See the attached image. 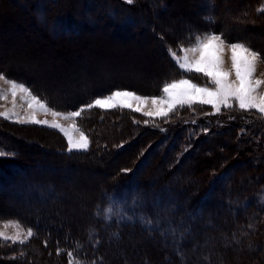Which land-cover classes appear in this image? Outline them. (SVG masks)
I'll list each match as a JSON object with an SVG mask.
<instances>
[{
    "label": "trees",
    "instance_id": "1",
    "mask_svg": "<svg viewBox=\"0 0 264 264\" xmlns=\"http://www.w3.org/2000/svg\"><path fill=\"white\" fill-rule=\"evenodd\" d=\"M43 1L17 0L16 4H21L25 10L21 11L9 0H0V12L26 14L27 21L32 20L31 25L33 22L43 23L47 32H67L71 27L79 30L75 20L86 23L89 18L85 16L98 22L102 30L117 26L116 36L131 29L137 33L138 40L151 47L149 63L158 62L149 70L152 79L147 78L149 82L145 84L141 79L134 82L132 75L128 77L132 84L115 78L112 81L97 79L93 83L90 80L88 91L78 90L65 96H54L42 87L40 91L34 79L3 64L4 68L0 63V70L8 78L22 82L64 113L78 111L117 89L157 95L166 82L171 83L186 75L200 85L212 86L202 74H185L169 56V48L179 53L178 45L189 46L192 41L188 37L197 34H222L227 42L245 43L260 53L264 60V11H260L264 9V0H197L195 9L190 12L178 10L171 16L169 0H134L131 5L126 0H83L82 3L80 0H49L55 3L52 5L54 10L49 12L51 15L35 12ZM88 2L92 7L81 11V5H89ZM103 8L114 13L108 16L111 20L102 15ZM179 17L185 18L186 25L178 23ZM210 17L214 22L209 21ZM172 19L174 23L167 26ZM122 22L123 26H118ZM141 22L144 27L139 26ZM91 24L95 23L91 21ZM82 26L87 31L98 28ZM34 28L36 30L32 29V32H41L45 37L44 30L37 29L36 25ZM80 34L84 35V32ZM56 36L60 38L51 41L64 43L61 49L64 46L68 48L72 40L64 42L62 34ZM116 74L110 70L106 75L112 79L111 76L116 77ZM237 104L232 108L223 107L220 113H216L212 106L197 103L191 107H177L167 118L148 117L126 108L93 107L76 118L78 126L91 142L85 152H69L66 136L59 129L39 124L10 123L0 118V149L16 154L0 158V190L6 192L0 193V220L19 221L35 233L23 244L0 241V264H71L72 260L80 264H112L114 260H107L106 253L111 245L110 235L114 236V242H119L132 231L142 235L139 239L131 235L137 250L135 260H139V264H159L153 251L165 254L166 247L172 251L168 253L173 264H177L176 259L181 264H192L188 258L190 252L197 248L196 254L200 256L205 241L204 228L196 220L202 214L207 218L211 212L221 215L217 213L219 207L229 211L222 214L227 220L226 226L222 224V231L213 232L212 229L209 234L217 244L215 251L222 256L220 263L218 256L214 255L213 264H239L235 261L234 249L240 247L247 256L241 264H264V115L256 110H241ZM11 127L21 132H15ZM32 129L55 137L47 140L30 133V139H36L43 147L48 146V150H43L47 152L42 156L44 160L38 163L52 164L57 170L64 167L65 175H70L68 171L72 167L77 170L83 168L87 172L92 169L108 171L98 176L101 187H97L96 195H91L90 202L85 200L89 206L74 198L73 203L79 202V207L85 208L84 214L78 215L79 212L67 208L62 211L59 204L65 205L66 202L58 204L54 199L45 202L46 208L55 204L54 211L49 210V213L23 210L24 201H40L49 190L48 184H55L53 181L63 184V189H70L74 184H67L68 177H60L56 171H38V163L31 171L28 170L32 164L28 161L29 144L24 145V142L28 139L26 133ZM14 132L17 135L14 136ZM186 163L191 165L183 169ZM159 166L165 167L161 173H157ZM150 167L151 172L155 170L148 174ZM188 167L192 172L190 179H176V174L182 169L185 172ZM7 168L21 173L13 176ZM122 169L131 171L124 173ZM80 181V188L83 189L82 185L87 187V181ZM31 185L35 190L30 189ZM16 191L20 192L17 194ZM58 195L53 198H58ZM169 201L175 204L173 210H169L172 208L166 204ZM109 207L114 209L110 222L105 220V209ZM148 219L152 221L151 225L146 223ZM116 264L135 262L128 258Z\"/></svg>",
    "mask_w": 264,
    "mask_h": 264
},
{
    "label": "rangeland",
    "instance_id": "2",
    "mask_svg": "<svg viewBox=\"0 0 264 264\" xmlns=\"http://www.w3.org/2000/svg\"><path fill=\"white\" fill-rule=\"evenodd\" d=\"M9 1L15 4L18 8H20L19 10L21 11L23 10L21 7V4H16L15 1L17 0H9ZM62 1L64 0H60V2ZM169 1H170L169 10L171 11L170 16L171 14L174 15L176 11L178 10L180 11L189 10L190 12V10L194 8V6H197L196 5L197 0H186V1L185 0H169ZM43 2H44L42 3L43 5L39 6L38 10H35V12H38L39 14L41 12L44 14H48L50 10H54L52 8H55V7L52 5H54L55 3L50 2L49 0H44ZM82 2L83 0H80V3ZM85 4H86V1H85ZM88 4L89 5H81V11L83 9H89L88 8L89 6L92 7L91 2H88ZM61 5L62 3L60 4V6ZM180 7H184V9ZM26 12H29V10H27ZM12 13L11 15L8 13L5 14V12H0V63L1 65L4 64L6 67L11 68V70H15V72H22L23 74L28 75L30 78L34 79V81L37 82L38 84L37 88L40 91L42 90V88H44L54 96H59V95L65 96L68 94L72 95V93H75L78 90H80L81 92L88 91L91 88V85L89 84L90 80L93 83L94 81L97 82V79L101 81L104 79L105 81H112L115 78V80L120 79V82L122 83L132 84L131 80L128 78L132 75L134 82L141 79L142 83L145 84V82H149L148 79H152V75L151 73H149V70L153 69V67H156L158 62L154 60L149 63V57L152 56V54L150 53L151 47L148 46L149 44L145 43L143 40H138L139 38L136 37L137 33L135 31L131 32V29L130 31L119 30V32H124V31L125 32L120 33L119 35L116 36L114 35V31H116L117 26H114V27L110 26L111 28L108 27L107 30L104 27L102 30L101 27L98 26L99 25L98 22L92 20L91 17L89 16H85L86 18H89V19H86L87 24L85 23L84 20H82L83 22H81L80 20H75V22H77V24L79 25L78 27L79 30L73 29L72 27H71L72 29L69 28L70 30L67 31L70 34L69 36L67 32L65 31L47 32V30L43 29L44 28L43 23L36 22L35 24V22H33V25H31L32 20L30 19V22H28L27 21L28 17L26 14L14 12V11ZM51 14L52 12L49 13L48 15H51ZM84 14L87 15L86 13ZM88 14L90 15L91 12H89ZM113 14L114 13L112 11H109L107 9H104V12L102 13V15L106 16L105 18L106 19L108 18L109 20H111L112 18L110 19V17L108 16L113 15ZM35 20H36V17H35ZM91 21H93L95 24L92 25ZM82 23L91 29H93L94 27H98V28L94 29L93 31H87L84 29V26H82L83 25ZM173 23H174V19H172L171 22L167 24V26H170ZM178 23L183 26L186 25L185 18L179 17ZM100 24L102 26H105L104 22L103 23L100 22ZM122 24L123 22L121 23V25L118 24V26L122 27L123 26ZM35 25L38 27L37 29L41 31L44 30L45 37L41 35L42 34L41 32H36V31L32 32V29L36 30L34 28ZM139 26L144 27V24L141 22ZM187 26H190V24L188 23ZM165 28L166 27H164V29ZM169 29L170 28L166 30H169ZM71 31L74 33H72ZM81 32H84L83 37L81 36L82 34H80ZM60 34H62L63 36L62 39L64 40V42L65 41L69 42L71 38L73 41L69 43L70 45L68 46V48H64L63 50L61 49V47L64 45V43H60V42L55 43V44L53 43L54 40L57 41L60 38V37L57 38L56 35H60ZM92 34H94L95 36L92 37ZM72 35L74 36V39ZM143 36L146 37V35H143ZM51 40H53V42ZM223 41H224V45H223V52L221 55H222V59L225 62L224 67L225 69H231L232 51L230 48V44L234 42H227L224 39ZM57 50L59 51L56 52ZM238 55L240 54L238 53ZM70 56L72 58H70ZM4 65L2 67H4ZM110 70L113 72H117L116 77L111 76L113 77L112 79L107 78L108 75L106 74H109ZM0 73H2L1 70H0ZM185 74H189V73H185ZM255 75L257 79H264V60L262 57L258 62ZM5 76L8 78L7 75ZM232 78L234 79V74ZM182 79L191 80V76L186 75V77H183ZM192 82L196 83L193 80ZM200 86H205V85H200ZM8 87L9 86L8 84L5 83V81L0 80V89H7ZM30 90L32 91V89ZM117 90H128V89H117ZM130 91H133V90H130ZM134 92H136L138 95L146 96V97H159L163 95L162 92L157 95H144L142 93H138L137 91H134ZM259 92L264 94V86H261V88L259 89ZM37 96L43 102H45L50 109L54 111H58L56 110L54 106H51L46 99L42 98L39 95ZM237 103L238 102L233 101V105ZM177 107H180V106H177ZM143 108H144V111H151L153 109V105L149 101L146 105L143 106ZM5 111H14L15 113L19 115V119L21 122H16L17 117L13 115L11 120L7 119L8 122L10 123L16 122V123H22V124H33V123L22 122L24 121L26 116H28L30 113L33 112L32 109H29L27 103H25L23 94L17 96L15 100H13V97L11 95H9L7 99L0 98V112H5ZM58 112H61V111H58ZM61 113H64V112H61ZM139 113L143 114L141 112ZM34 114L36 118L39 120H48L49 122H52L55 120L56 122L60 123L64 129H67L69 131L72 130L73 124H76L77 127L81 130V128L78 126L76 122V118L64 119L63 117H53L50 113L45 114V112L39 111V110L35 111ZM64 114H68V113H64ZM153 118H159V117H153ZM39 125H43V124H39ZM44 126H47V125H44ZM11 128L14 129L15 132L17 131L21 132L20 129L18 128L17 129L13 127ZM6 130L7 129H5V131ZM7 131L9 132V130ZM30 133L44 135L42 131H37L34 129L26 133L28 139L26 140V142H24L25 143L24 145L29 144V148L27 151H28V158H29V155H30V158L28 161L31 162L32 164L30 168L28 167L29 171L32 170L33 165L37 164L38 161L44 160V157L42 156L47 152L43 150L44 149L48 150L47 148L48 146L43 147L36 139H30L31 138ZM74 134L78 135V133H74ZM15 135L17 134L15 133L14 136ZM45 138L48 140L50 138H55V137L54 135L46 134ZM66 141H67V138H66ZM55 143L57 144L59 142H55ZM67 146H68V143H67ZM81 151L85 152L86 150H73L71 152H81ZM100 164L102 165V163ZM163 164H165V161ZM37 165L40 166L38 167V169H40L38 171H41L42 169L46 171L48 169H50V171L51 170L54 172L56 171L60 177L62 176L64 178L66 176L68 177L69 183L67 184H72L73 182L74 184L72 185L74 186L76 183V186L75 187L70 186V189H63V184H59L57 181H53L52 183H55V184H51V186H49L48 184L47 187L49 188V190L45 191L40 201L39 200L34 201L30 199L28 200V202L27 201L23 202L25 206L24 209H23V206H21V209H23L24 211L35 212L36 214L42 213V212L49 213L50 212L49 210H52V209H53L52 211H54L55 204L48 205L47 208L45 204L47 200L50 201L52 199H54L55 201H58V204L59 202H66L65 205L59 204V207L60 209H62V211L64 208H67L66 210L72 209L75 213L79 212L80 214L77 213L78 215L84 214L85 208L81 209V207H79L80 205L79 202L77 204L73 203L74 198L77 197L78 199H81L83 201V204H86L85 200L90 202L92 200L91 195L93 194L96 195L97 187L98 186L101 187V181L99 180L100 179L99 177H101L104 173H108L106 169L102 170V172H98L93 169L92 171L89 170V172H87L83 170V168L77 170L76 168L72 167L70 168V171H68L70 175H65L67 171H65L66 168L64 167L62 169L57 170L55 169V166H53L52 164L38 163ZM187 165L188 163H186L183 166V169ZM189 165H191V163ZM164 166H159V169H157V173L163 172L165 169ZM109 168L113 169L112 167H109ZM143 168L144 167H142L141 169ZM156 168L157 166L155 167V169ZM183 169L179 173L176 174L177 176L176 179H182V177H184L186 178V180H189L190 177L192 176V172L188 171L189 167L185 170V172L183 171ZM7 172L13 173V176L21 173V171L13 170L12 168H7ZM150 172H151V167L149 168L147 173L151 174L152 172L151 173ZM0 173L2 175V171ZM72 175L75 176V179L73 178ZM40 178L43 179V177H40ZM80 180H83L85 182L87 181L88 183L87 187L85 185H82L83 189L80 188L79 187V184L81 182ZM43 184L44 183H42V185ZM26 189L29 190L28 188ZM30 189L35 190L33 185L30 186ZM59 191L62 193H60ZM2 192L6 193L5 190L4 191L0 190V193ZM18 192L20 191H16L17 194ZM58 193H59L58 198L57 196L56 198H53V196ZM188 201L189 200H187L186 202ZM166 204L172 208L169 210L174 209L173 208L175 205L174 202L169 201ZM9 206L15 207V205H11V204ZM59 207L57 208L59 209ZM218 209L219 210L217 213H220L221 215H217V214L215 215L214 213L211 212V214H209L207 218H205V215L202 214L200 218L196 220V222L202 224L204 228L202 234L204 235L203 240L205 241H203V244H204V245L202 244L203 251L200 253V256L198 253L196 254V252H198L197 248L193 249V251L190 252L191 254H189L188 258L191 259L192 264H213L212 257L214 255L218 256L220 263H222V256H220V254L215 251V246L217 245L215 244V239L212 237H209V234L212 233L210 232L212 229H213V232L222 231L223 229L222 224L226 226V222H227L225 218L226 215H222V214L224 212H228L229 210L223 209L221 207H219ZM230 209H233V208L231 207ZM223 216L224 218H222ZM13 221L18 222L20 225V230L22 234H26L27 229L24 227V225L21 222L15 221V220H0V229H3L4 224L8 222H13ZM5 231L9 235H13L15 234L16 229L8 228V229H5ZM131 235L137 239H139L138 237L142 238L141 234L137 235L134 231H132L129 233V235L128 234L126 235V239L124 241L114 242V236L112 234L110 235L109 242H111V245L109 246L110 248L108 249V252L106 253H107V260L109 261L114 260L112 261V264H116V262L120 263L123 259L128 260V258H131V261L134 260L135 264H139L140 261L135 260V254L137 250H136V246L133 244L134 241L131 240ZM22 238H24L25 241L29 239L26 237V235H22ZM153 245H155V243ZM166 248L168 250L167 252H164L165 254L161 253V251L159 253L158 251H153V254H155V256L158 258L161 264H173V262L171 261V258L169 257V253H168L171 250H169L170 248L168 247ZM251 248L256 249L255 247H251ZM243 251L244 250L241 247L240 249H236V248L234 249V257H235L236 263L241 264L247 257L245 256V252ZM130 253L132 254L130 255ZM140 253H138V255H140ZM175 262L177 264H181V261H179L178 259H176ZM71 264H80V263L75 260H72Z\"/></svg>",
    "mask_w": 264,
    "mask_h": 264
},
{
    "label": "snow or ice",
    "instance_id": "3",
    "mask_svg": "<svg viewBox=\"0 0 264 264\" xmlns=\"http://www.w3.org/2000/svg\"><path fill=\"white\" fill-rule=\"evenodd\" d=\"M129 5L134 3V0H126ZM264 11V9H260ZM210 22H214L213 18H208ZM192 43L188 47L178 45V52L172 48L168 49L169 56L177 66L185 73H199L207 77L212 86H200L193 83L190 79H179L171 83H165L162 87V96L146 97L138 95L130 90H115L109 95L98 97L84 108L68 114L54 111L48 107L37 95L33 94L28 86L22 82H17L7 78L3 73H0V80L8 84L7 89H0V98L7 99L9 95L13 100L21 94L25 99L29 109L33 112L25 117V123L43 124L53 129H59L64 132L67 138L68 151L87 150L90 145L88 135L80 130L76 124L72 125V130L64 129L63 126L55 120H39L35 116V111H43L45 114L50 113L53 117H63L64 119L79 118L85 110L93 107L100 109H115L126 108L136 112H141L148 117L167 118L170 113L177 109V106L185 105L191 107L194 104L210 105L216 113H220L222 106L232 108L233 101L238 102L241 110L250 111L256 110L261 115H264V94L259 92L261 86H264V79L256 78V70L260 53L251 49L245 43L234 42L230 44L232 51L231 69H225L224 60L222 59L224 41L222 34L204 33L188 37ZM238 53L240 55H238ZM234 74V79L232 78ZM151 102L153 109L144 111L143 106ZM13 115L17 117L16 122H21L19 115L14 111L0 112V118L11 120ZM148 123V121H145ZM74 133H78L75 135ZM14 152H5L0 149V158L14 157ZM124 173H128L131 169H122ZM114 209L109 207L105 209V220L113 219ZM99 215V213H98ZM146 223L151 225L150 219ZM15 228L16 232L13 235L7 234L5 229ZM35 235L32 229H27L26 234H22L18 222H8L0 229V241L5 243L11 241L13 244L25 243V239ZM98 242V241H97ZM72 255V253H69ZM82 264V262H81ZM95 264V262H93Z\"/></svg>",
    "mask_w": 264,
    "mask_h": 264
},
{
    "label": "bare ground",
    "instance_id": "4",
    "mask_svg": "<svg viewBox=\"0 0 264 264\" xmlns=\"http://www.w3.org/2000/svg\"><path fill=\"white\" fill-rule=\"evenodd\" d=\"M104 9V8H103ZM8 16V15H7ZM4 18V17H3ZM11 18H12V16H11ZM16 18V17H15ZM2 19V18H1ZM112 26V25H111ZM110 27V26H109ZM6 28V27H5ZM108 28V27H107ZM111 28V27H110ZM106 29V28H105ZM107 30V29H106ZM72 32V31H71ZM109 32H111V31H109ZM108 32V33H109ZM68 33V32H67ZM72 33H74V32H72ZM105 33V32H104ZM68 35L70 36V34L68 33ZM74 35V34H73ZM72 35V36H73ZM76 35V34H75ZM108 35V34H107ZM110 35V34H109ZM113 35V34H112ZM115 35V34H114ZM65 36H66V34H65ZM95 35L94 34H92V37H94ZM82 37H83V35H82ZM81 37V38H82ZM69 38H71V37H69ZM81 38H80V40H81ZM112 38V37H111ZM73 39H74V36H73ZM71 40H72V38H71ZM70 40V41H71ZM72 42V41H71ZM59 46V45H58ZM62 48V47H61ZM64 48H65V46H64ZM63 50V49H62ZM59 50H57L56 52H58ZM61 52V51H60ZM69 55V54H68ZM67 55V56H68ZM73 55V54H72ZM58 57V56H57ZM70 58H72L71 56H70ZM40 137H44L45 138V135H39ZM38 137V136H37ZM56 228V227H55ZM56 230V229H55ZM60 230V229H59ZM69 234V233H68ZM69 237H70V235H69ZM60 239V238H59ZM58 241V240H57ZM70 241V240H69ZM60 242V241H59ZM83 246V245H82ZM78 252V251H77ZM148 262V261H147ZM145 264V263H144Z\"/></svg>",
    "mask_w": 264,
    "mask_h": 264
}]
</instances>
